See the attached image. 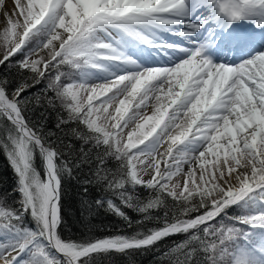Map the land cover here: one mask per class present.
<instances>
[{
  "label": "snow or ice",
  "instance_id": "1",
  "mask_svg": "<svg viewBox=\"0 0 264 264\" xmlns=\"http://www.w3.org/2000/svg\"><path fill=\"white\" fill-rule=\"evenodd\" d=\"M0 17V66L13 70L0 77V151L18 199L0 200V264H98L174 235L164 264H264V0H0ZM38 108L61 111L57 129L76 125L85 147H57ZM82 167L106 194L98 207L126 220L113 198L145 219L164 210L163 226L63 238V184ZM233 207L244 214L225 222Z\"/></svg>",
  "mask_w": 264,
  "mask_h": 264
},
{
  "label": "trees",
  "instance_id": "2",
  "mask_svg": "<svg viewBox=\"0 0 264 264\" xmlns=\"http://www.w3.org/2000/svg\"><path fill=\"white\" fill-rule=\"evenodd\" d=\"M15 59L18 60L20 57L17 56ZM62 70L66 71L67 69L62 68ZM12 71L10 68L0 66V77L7 75L9 79H13ZM46 84L47 80L31 88L27 94L28 97L32 98L45 92ZM41 114L44 116L43 121H40ZM62 115L63 113L59 110L38 108L30 113V118L33 121H40L44 125V131L50 134L51 141L57 147H60V142L62 141L64 144H70L75 151H79L80 148L85 146L72 137L70 131V128L77 126H63L61 129L56 127ZM114 166L115 162L110 165V167ZM90 178L91 173L88 167H82L74 172L73 177L65 178L61 199L62 224L59 229L63 238L86 241L117 235L134 236L163 226L164 210L154 212L150 219H145L135 208L124 207L118 198H113L114 202L126 213L128 217L126 220L108 210L106 206L98 207L95 201L106 198V194L95 184H86V180ZM15 187L16 175L6 155L0 151V200H7L9 205L18 204ZM85 187L88 188L87 193L84 192ZM135 197L146 200L149 197V193L146 189L138 188L135 190ZM168 203L171 211L172 201L170 198ZM242 214H244L242 209L233 207L225 217V222H234V218ZM237 226L242 227L240 225ZM184 238L183 235L169 236L147 250H135L128 254L111 253L99 257L98 264H164L167 259L164 254L169 252Z\"/></svg>",
  "mask_w": 264,
  "mask_h": 264
},
{
  "label": "rangeland",
  "instance_id": "3",
  "mask_svg": "<svg viewBox=\"0 0 264 264\" xmlns=\"http://www.w3.org/2000/svg\"><path fill=\"white\" fill-rule=\"evenodd\" d=\"M4 3H5V6L7 7V9H8V2H7V0H4ZM7 4V5H6ZM3 23V19H2V17H0V24H2ZM5 155H6V153H4ZM6 157H7V155H6ZM8 159V158H7ZM8 162H9V160H8ZM9 164H10V162H9ZM11 165V164H10ZM37 166L38 167H41V165H40V162H39V160H37ZM175 179H179V177H177V178H175ZM16 182H17V180H16ZM15 190H16V187L14 188Z\"/></svg>",
  "mask_w": 264,
  "mask_h": 264
},
{
  "label": "bare ground",
  "instance_id": "4",
  "mask_svg": "<svg viewBox=\"0 0 264 264\" xmlns=\"http://www.w3.org/2000/svg\"><path fill=\"white\" fill-rule=\"evenodd\" d=\"M7 2H8V6H9L8 9L11 10L12 9V0H7ZM184 167H185V169H187L188 167H192V165H185Z\"/></svg>",
  "mask_w": 264,
  "mask_h": 264
}]
</instances>
